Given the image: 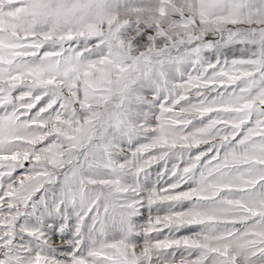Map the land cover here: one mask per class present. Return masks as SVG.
I'll return each mask as SVG.
<instances>
[{
  "label": "snow or ice",
  "instance_id": "obj_1",
  "mask_svg": "<svg viewBox=\"0 0 264 264\" xmlns=\"http://www.w3.org/2000/svg\"><path fill=\"white\" fill-rule=\"evenodd\" d=\"M0 264H264V0H0Z\"/></svg>",
  "mask_w": 264,
  "mask_h": 264
}]
</instances>
